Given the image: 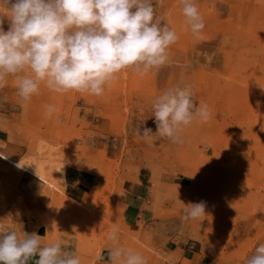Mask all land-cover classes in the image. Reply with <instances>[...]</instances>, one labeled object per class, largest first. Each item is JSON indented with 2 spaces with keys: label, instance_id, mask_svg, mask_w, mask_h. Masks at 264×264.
I'll list each match as a JSON object with an SVG mask.
<instances>
[{
  "label": "rangeland",
  "instance_id": "1",
  "mask_svg": "<svg viewBox=\"0 0 264 264\" xmlns=\"http://www.w3.org/2000/svg\"><path fill=\"white\" fill-rule=\"evenodd\" d=\"M193 2L205 24L199 38L181 0H152L178 36L168 62L143 76L122 70L101 96L41 83L24 101L7 78L0 153L26 168H60L44 183L0 158L1 230L48 231L42 242L62 240L81 264H112L116 246L147 264H246L264 244V0ZM177 86L191 87L209 119L184 127L183 143L143 136L156 132L152 101ZM46 104L58 109L51 117ZM200 201L206 215L186 219L184 204Z\"/></svg>",
  "mask_w": 264,
  "mask_h": 264
},
{
  "label": "clouds",
  "instance_id": "2",
  "mask_svg": "<svg viewBox=\"0 0 264 264\" xmlns=\"http://www.w3.org/2000/svg\"><path fill=\"white\" fill-rule=\"evenodd\" d=\"M181 4L192 35L199 38L203 17L193 0ZM0 8V88L14 77L24 101L39 92L41 83L56 93L101 96L122 70L143 76L165 65L170 46L178 40L156 18L152 0H0ZM44 108L48 117L58 111L50 104ZM152 110L156 132L145 127L142 135L168 137L173 143H183L180 133L194 119L206 122L210 117L207 104L192 100L190 86L163 91L152 101ZM24 166L21 161L16 165ZM206 207L205 201L184 204V217L206 215ZM47 232L0 231V264H28L35 256V264H81L76 251L64 250L62 240L42 243ZM108 239L118 245L117 229ZM109 257L112 264H147L143 255L122 246L110 250ZM246 264H264V244Z\"/></svg>",
  "mask_w": 264,
  "mask_h": 264
},
{
  "label": "bare ground",
  "instance_id": "3",
  "mask_svg": "<svg viewBox=\"0 0 264 264\" xmlns=\"http://www.w3.org/2000/svg\"><path fill=\"white\" fill-rule=\"evenodd\" d=\"M6 157V158H4ZM0 158L5 161L6 163L16 167V165L19 163V162H16V161H13L12 159H10L9 157L3 155L0 153ZM30 163V162H29ZM45 164L46 162H38V163H32L31 167L30 168H26V167H22V169H26L27 172L31 175V176H34L35 178L39 179V180H42L43 182L46 181L47 182V176L48 175H52V174H55L57 171H59V165L58 166H54V171H47L46 167H45ZM57 164V163H56ZM28 165V164H27ZM47 165V164H46ZM52 165V164H51ZM18 168V167H16ZM21 169V168H20ZM19 169V170H20ZM50 169V168H49ZM22 171V170H21ZM38 176H37V175ZM60 183H63L62 182V178L59 179ZM45 183V182H44ZM51 186L50 187H53L52 184H50ZM55 190H58V188L56 187H53Z\"/></svg>",
  "mask_w": 264,
  "mask_h": 264
},
{
  "label": "crops",
  "instance_id": "4",
  "mask_svg": "<svg viewBox=\"0 0 264 264\" xmlns=\"http://www.w3.org/2000/svg\"><path fill=\"white\" fill-rule=\"evenodd\" d=\"M0 231H4V230H1V229H0ZM42 243H43V242H42ZM64 250H68V251H69V249H68L67 246H64ZM37 259H39L38 256L33 257L32 259H30V260L28 261V264H35V261H36Z\"/></svg>",
  "mask_w": 264,
  "mask_h": 264
}]
</instances>
